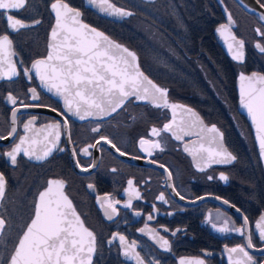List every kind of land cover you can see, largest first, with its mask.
<instances>
[{
    "label": "flooded vegetation",
    "instance_id": "1",
    "mask_svg": "<svg viewBox=\"0 0 264 264\" xmlns=\"http://www.w3.org/2000/svg\"><path fill=\"white\" fill-rule=\"evenodd\" d=\"M154 1L113 0L119 6L131 5L135 8L125 7L134 13L118 22L86 7L84 0H65L80 11L85 22L130 47L137 54L142 70L168 90L170 102L196 110L205 126L216 125L223 133L225 148L236 159L229 164H214L203 172L199 171L192 155L184 150L186 145L193 147L192 141L197 137L185 136L183 140H176L168 132H162L159 137L150 136L153 127L161 129L171 120L172 112L143 101H134L133 98L102 120H80L68 116L71 143L62 134L57 149L43 161L30 160L21 154L13 166L3 153L18 141L12 138L0 141V172L7 181L5 195L0 200V218L5 221L0 231V264L9 262L21 233L34 213L36 196L49 179L65 182V193L72 200L84 225L95 234L91 264H136L135 260L124 255L119 240H112L114 233L124 235L129 243L136 241V251L144 264H152L153 261H158V264H180L181 259L191 258L203 259L205 264H229L226 246L230 248L244 244L246 238L235 232H217L207 222L209 213L218 226L229 219V227L233 221L236 227H240L242 217L247 216L255 245L249 252L256 264L264 260V251L257 252L264 248V241L259 239L255 229V222L264 214V166L250 126L237 110L235 89V77L239 71L256 70L264 74V68L256 62L261 52L255 46V42L264 45V37L258 36L255 31L260 28L264 32V26L256 15L236 0H222L235 23V35L244 41L243 62H236L222 50L213 33L217 25L225 23L216 0H172L182 6L183 19L196 18L199 23L206 20L212 28L211 39L202 38V30L190 35L180 31L177 36V31L172 30V22L161 24L155 18L139 12L143 5H150ZM258 1L264 4V0ZM52 2L26 0L25 8L13 11L16 18L31 26L10 33L17 53L13 59L17 62L19 75L11 80L0 79V135H7L13 126L12 110L20 101L40 107L18 112L16 127L19 135L24 134L22 124L33 115L38 118L36 127L64 119L61 115L64 113L63 106L44 91L34 72L30 73L31 79L23 72L36 59L46 55L48 31L53 21L49 8ZM209 12L215 15L212 19ZM140 17L155 24L161 30L160 35L155 37L151 29H140ZM108 20L115 23L127 21L125 24L131 30L108 29ZM255 20L258 23H252ZM6 31H9L6 19L0 17V34ZM147 41L150 45H145ZM220 60L228 74L233 76V91L229 90V94L219 89ZM33 88L38 100L31 98L33 93L30 90ZM9 94L17 98L16 106L7 100ZM97 125L100 131L92 132L91 129ZM101 135L111 139L126 155L121 156L111 145L103 142L97 148L90 149V156L79 153V149L94 144ZM141 137L158 140L163 151L154 149L153 154L148 156L140 150L138 142ZM252 146L256 158L253 157ZM59 148L64 151H59ZM73 148L77 149L76 157L72 155ZM77 160L80 167L76 164ZM82 167H87L88 171H82ZM168 172H171V178ZM222 172L228 177L227 181L219 179ZM208 176L213 179L209 180ZM129 179L133 180V187L139 191L140 198L132 200L131 208H125L123 205L128 200L125 189ZM89 184L93 188H89ZM176 192L185 199L181 200ZM161 193L167 203L157 199ZM105 195L120 201L116 205L118 214L112 220L107 218L98 202V197ZM203 196L227 200L240 211H232L214 199L190 202ZM218 211L222 215L218 216ZM137 212L140 215H136ZM149 215L153 216L152 220H148ZM142 228L144 232L140 231ZM173 232L175 235H172ZM157 233L169 241L170 251L160 248L153 238Z\"/></svg>",
    "mask_w": 264,
    "mask_h": 264
},
{
    "label": "snow or ice",
    "instance_id": "2",
    "mask_svg": "<svg viewBox=\"0 0 264 264\" xmlns=\"http://www.w3.org/2000/svg\"><path fill=\"white\" fill-rule=\"evenodd\" d=\"M26 0H0V17H4L9 31L0 34V79H9L19 75L17 62L13 57L17 55L14 50L13 39L10 33L30 27L20 18H16L13 11L25 8ZM90 5L96 7L101 13L112 17L131 16L130 11L118 7L113 0H88ZM264 8V4L260 5ZM51 10L55 13V25L51 30L49 52L46 58L36 59L30 68H24V74L31 79L30 73L34 72L41 84L49 92L63 98L65 112L62 121H52L36 127V116H31L22 124L23 135L18 134L16 127L17 114L22 109L40 107L37 104L19 102L12 110V127L7 135H0V141L17 140L10 150L3 153L11 165L17 164V158L23 154L28 159L43 161L57 149L62 134L66 135L71 143V135L68 130V116L77 117L80 120L94 118L102 120L118 109L122 108L127 101L134 98L135 101L150 103L156 108H167L172 112V118L161 129L153 127L150 136L159 137L162 132L171 133L176 140H183L185 136H196L192 141L193 147L185 146V151L192 155L197 169L201 172L214 164H229L236 159L222 143L223 133L211 125L205 126L200 116L185 105L172 103L168 99V90L159 87L141 70L138 57L135 52L111 40L103 32L84 24L80 20L81 13L78 9L70 7L65 0H53ZM264 20V14L260 15ZM35 23H39L36 21ZM232 18L229 14L228 24H222L217 29L224 39L232 59L243 62L244 41L237 39L231 31ZM256 33L264 37V32L257 28ZM256 48L264 53V45L257 43ZM22 64V62H21ZM240 104L247 110L252 125L256 131V139L259 142L260 155L264 158V75L253 72L250 76L243 73L239 77ZM32 100H38L36 89L30 90ZM7 100L14 106L17 98L9 94ZM179 110V111H178ZM52 111H56L52 109ZM67 115H66V114ZM179 116V119L177 117ZM92 132L98 133L100 126L93 127ZM111 145L121 156L126 155L107 136L101 135L94 144H88L79 149L83 156H90V149L98 145ZM139 147L148 156L153 154L154 149L163 151L158 140L141 137ZM59 151H64L59 148ZM73 157L77 156V149H72ZM136 158V157H133ZM155 163V161H151ZM80 167L79 160L76 161ZM94 166V165H93ZM161 168L164 165H160ZM82 171H88L82 167ZM115 171V169H113ZM167 171V170H166ZM171 178V172H168ZM212 180V176H208ZM219 179L227 181L228 177L222 172ZM6 178L0 172V199L5 195ZM125 189L128 195L125 208L132 207V200L139 199V191L133 187V180H128ZM89 188L93 185L89 184ZM65 182L61 179H49L47 187L38 193L34 205V215L26 225V229L19 237L14 252L10 257V264H91L92 253L95 251V234L85 225L77 213L72 200L65 194ZM176 195L184 200L185 197L179 192ZM157 199L167 203L161 193ZM204 199V197H200ZM216 199H220L216 197ZM100 206L104 209L109 220L118 214L117 204L119 200H112L110 196L98 197ZM228 204V201H223ZM234 207V206H233ZM155 210V205H153ZM239 212V209H236ZM140 215L139 212L135 213ZM217 215H222L217 213ZM153 216L149 215L148 220ZM242 224L236 227L234 221L229 227V219L218 226L213 221L211 213L207 222L219 233L235 232L246 238V243L235 247H227L229 264H256L249 249L255 248L253 234L249 228L247 216L242 217ZM5 221L0 218V230H3ZM147 228V225L145 226ZM255 229L259 239L264 241V214L255 222ZM144 232L145 229H140ZM152 231V230H149ZM165 232L168 229H164ZM179 231V229H177ZM175 235V232L172 233ZM160 248L170 251L167 239L158 233L153 237ZM119 240L124 248V255L135 260L136 264H144L139 252L136 251V241L129 243L126 237L120 233H114L112 240ZM112 241H110L111 243ZM264 251V249H262ZM152 264H158L153 261ZM180 264H205L200 258L181 259Z\"/></svg>",
    "mask_w": 264,
    "mask_h": 264
},
{
    "label": "water",
    "instance_id": "3",
    "mask_svg": "<svg viewBox=\"0 0 264 264\" xmlns=\"http://www.w3.org/2000/svg\"><path fill=\"white\" fill-rule=\"evenodd\" d=\"M242 7H244L247 11H249L250 13H252V14H254V15H256L259 19H260V15L261 14H264V8H262L260 5H261V3L258 1V0H236ZM216 2H217V4H218V6H219V9H220V11H221V13H222V15H223V17H224V19H225V23H222V24H228V16H229V14H230V12H229V10L226 8V6L224 5V3H223V1L222 0H216ZM84 4H85V6L86 7H89V8H91L93 11H95L97 14H99V15H101V16H103V17H106V18H108V19H110V20H113V21H118V22H120V21H122L123 19H125V18H127V17H129V16H126V17H112V16H108L107 14H104V13H101L96 7H94L93 5H90L89 3H88V0H84ZM117 5V4H116ZM118 7H121V8H123V9H125L126 11H130L132 14L134 13L132 10H130V9H127V8H125V7H122V6H119V5H117ZM70 7H72V6H70ZM49 8H50V11H51V13H52V16H53V21H52V24H51V26H50V28H49V31H48V36H47V52H46V55L43 57V58H46L47 57V55H48V52H49V44L52 42V40H51V30H52V28L54 27V25H55V13L51 10V4H50V6H49ZM74 8V7H73ZM77 9V8H76ZM232 18V17H231ZM80 20H81V22L82 23H84V24H87V25H89L90 27H93V28H95V29H97L98 31H100V32H103V31H101L100 29H98V28H96V27H94V26H92V25H90V24H88L87 22H85L82 18H81V16H80ZM260 21L263 23V25H264V20H261L260 19ZM232 24L230 25V27H231V31L233 32V34L235 35V33H234V31H233V27L235 26V23H234V21H233V19H232ZM222 24H220V25H222ZM220 25H217L214 29H213V33H214V36H215V38H216V40L218 41V43H219V45L221 46V48H222V50L230 57V58H232V55H231V53H229V51H228V47H227V45L225 44V42H224V39L220 36V34L218 33V31H217V29L219 28V26ZM104 33V32H103ZM105 34V33H104ZM106 35V34H105ZM236 36V35H235ZM109 37V36H108ZM237 37V36H236ZM111 40H113L114 42H116V43H119L120 45H122V46H124V47H126V48H128L130 51H133L130 47H128L126 44H124V43H120V42H118V41H116L115 39H113V38H111V37H109ZM237 39H240V40H242L241 38H239V37H237ZM255 43H258V42H255ZM259 50V49H258ZM134 52V51H133ZM245 54V53H244ZM137 55V54H136ZM138 57V56H137ZM40 59H42V58H40ZM236 61V60H235ZM236 62H239V61H236ZM140 66V65H139ZM141 68V67H140ZM141 70H142V68H141ZM143 71V70H142ZM144 72V71H143ZM253 72H256V73H259V74H261V75H264L262 72H260V71H256V70H252V71H250V72H243V71H239L238 73H237V75H236V77H235V89H236V95H237V110H238V112L240 113V114H242L244 117H245V119L247 120V122H248V124H249V126H250V129H251V132H252V136H253V139H254V142H255V147H256V150H257V153H258V156H259V158H260V160H261V162H262V164H263V166H264V158H262L261 157V155H260V149H259V142H258V140L256 139V131H255V128H254V126L252 125V122H251V119H250V117L248 116V113H247V110L246 109H244L243 107H241V104H240V87H241V81H240V79H239V77H240V74L241 73H243L244 75H246V76H250ZM145 73V72H144ZM145 75H147L146 73H145ZM148 76V75H147ZM149 77V76H148ZM150 78V77H149ZM151 79V78H150ZM152 80V79H151ZM39 82H40V80H39ZM154 82V81H153ZM155 83V82H154ZM157 84V83H156ZM40 85L42 86V88L44 89V91H46L49 95H51V97H53L55 100H57L62 106H63V109H64V102H63V98L62 97H60V96H57V95H55L54 94V92H49L48 90H47V88H45L42 84H41V82H40ZM159 87H161V88H164V89H166L165 87H163V86H161V85H159V84H157ZM133 100H134V98H133ZM135 101V100H134ZM144 102V101H143ZM145 103H147V102H145ZM150 104V103H149ZM187 107V106H186ZM188 108H190V107H188ZM191 109H193V108H191ZM194 110V109H193ZM179 111V110H178ZM195 112H196V110H194ZM64 112H65V109H64ZM197 113V112H196ZM198 114V113H197ZM70 116V115H69ZM201 118V117H200ZM87 119H94V118H87ZM177 119H179V116L177 117ZM95 120H97V119H95ZM222 143H223V141H222ZM223 145H224V143H223ZM224 147H225V145H224ZM45 187H47V184H46V186ZM45 187H43L40 191H43L44 190V188ZM39 191V192H40ZM38 192V193H39ZM66 194V193H65ZM67 195V194H66ZM37 197H38V194H37V196H36V200H37ZM204 197V199H214V200H216V201H218L219 203H221V204H223V205H225L228 209H230V210H232V211H236V208H234L231 204H224L223 203V201H225V200H223V199H216V197L215 196H203ZM1 200V199H0ZM36 200H35V202H36ZM200 200H203V199H200V197L199 198H197V199H195L194 201H190V202H197V201H200ZM34 205H35V203H34ZM78 213V212H77ZM33 215H34V213H33ZM33 215H32V217H33ZM32 217H31V219H32ZM31 219L28 221V223H30V221H31ZM27 223V224H28ZM26 229V227L24 228V230ZM23 230V231H24ZM1 231V230H0ZM23 233V232H22ZM22 233H21V235H22ZM20 235V236H21ZM19 240V239H18ZM17 243H18V241H17ZM16 243V244H17ZM16 246V245H15ZM15 248V247H14ZM262 249H264V248H260L259 250H257V252H259V251H262ZM13 252H14V250H13ZM13 252L11 253V255L13 254ZM95 252V251H94ZM94 252L92 253V257H93V255H94ZM11 257V256H10ZM7 264H10V259H9V262L7 263ZM260 264H264V260L260 263Z\"/></svg>",
    "mask_w": 264,
    "mask_h": 264
},
{
    "label": "rangeland",
    "instance_id": "4",
    "mask_svg": "<svg viewBox=\"0 0 264 264\" xmlns=\"http://www.w3.org/2000/svg\"><path fill=\"white\" fill-rule=\"evenodd\" d=\"M181 6L172 2V0H155L150 5H143L141 7V12L146 14V9L149 10L150 14H146L152 19L155 18V21H158L161 24H164L165 21H170L174 25H172V30L177 31V36L181 33L180 31H185L184 23L185 19H183ZM150 19V18H149ZM131 22V21H130ZM139 26L142 30H152L155 37L160 35L161 30L153 23L148 21L144 17H140ZM176 34V33H175ZM179 39V37H178ZM256 62L259 63L260 66L264 68V53L258 54ZM219 89L222 90L221 80L219 79ZM221 94V92H220Z\"/></svg>",
    "mask_w": 264,
    "mask_h": 264
},
{
    "label": "trees",
    "instance_id": "5",
    "mask_svg": "<svg viewBox=\"0 0 264 264\" xmlns=\"http://www.w3.org/2000/svg\"><path fill=\"white\" fill-rule=\"evenodd\" d=\"M208 1H210V0H208ZM177 2H179V1H177ZM151 3H153V2H151ZM177 5H179V7L181 6L178 3H177ZM128 6L125 5V7H128ZM129 7H131V5ZM131 9L135 10L134 7H131ZM149 10L146 9V14H150ZM181 10L183 12L182 8H181ZM139 12L142 13L141 11H139ZM182 14H184V13H182ZM209 15H210V19H212L215 16L210 12H209ZM125 23H127V21H124L123 23H115V22L108 20V27L107 28L108 29H119V28H121L125 31L131 30V27H128L127 24H125ZM207 23L208 22L206 20H203L202 23H199L198 20H196V18L195 19L194 18H188L187 20H185L183 27H185V31L188 32V35H190L192 33H197L199 30H202L203 31L202 38L204 37L205 39H207V38L211 39L210 35H211L212 28L209 27ZM252 23H258V20L257 21L255 20V22L253 21ZM262 25H263V23H262ZM145 45H150V43L147 41L145 43ZM209 46H210V48H212L211 47L212 43H210ZM257 69H259V68H257ZM219 72H220V78H221L220 80H221V85H222L221 91L224 92V94H229V90L232 89V91H233V76H230L228 74L226 67H224V63L221 60H220V64H219ZM252 147H253V157L256 158L257 155L255 152L254 146H252Z\"/></svg>",
    "mask_w": 264,
    "mask_h": 264
},
{
    "label": "bare ground",
    "instance_id": "6",
    "mask_svg": "<svg viewBox=\"0 0 264 264\" xmlns=\"http://www.w3.org/2000/svg\"><path fill=\"white\" fill-rule=\"evenodd\" d=\"M221 91V90H220ZM222 92V91H221Z\"/></svg>",
    "mask_w": 264,
    "mask_h": 264
}]
</instances>
